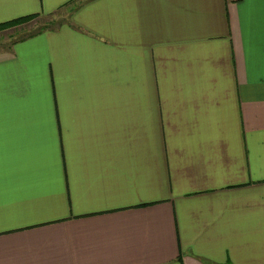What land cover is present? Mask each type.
I'll list each match as a JSON object with an SVG mask.
<instances>
[{
    "label": "crops",
    "instance_id": "1",
    "mask_svg": "<svg viewBox=\"0 0 264 264\" xmlns=\"http://www.w3.org/2000/svg\"><path fill=\"white\" fill-rule=\"evenodd\" d=\"M0 264H264V0H80L0 48Z\"/></svg>",
    "mask_w": 264,
    "mask_h": 264
},
{
    "label": "rangeland",
    "instance_id": "2",
    "mask_svg": "<svg viewBox=\"0 0 264 264\" xmlns=\"http://www.w3.org/2000/svg\"><path fill=\"white\" fill-rule=\"evenodd\" d=\"M77 2H80V0H72L49 13H39L25 21L0 28V48L9 46L12 40L17 39L19 36L26 37L29 36L27 34L40 31L43 27L48 29L57 26L67 18L68 13Z\"/></svg>",
    "mask_w": 264,
    "mask_h": 264
},
{
    "label": "trees",
    "instance_id": "3",
    "mask_svg": "<svg viewBox=\"0 0 264 264\" xmlns=\"http://www.w3.org/2000/svg\"><path fill=\"white\" fill-rule=\"evenodd\" d=\"M35 15H37V13L32 12V13L23 14V15H19V16L10 18V19L0 21V28H4L6 26H12V25L17 24L19 22L25 21V20H27V19L35 16ZM44 28L45 27H43L42 29H44ZM30 34H32V33H30ZM30 34H27V35H30ZM23 37H25V36H19L17 39H14L12 41L22 39Z\"/></svg>",
    "mask_w": 264,
    "mask_h": 264
}]
</instances>
